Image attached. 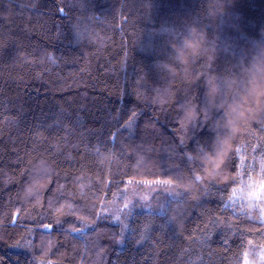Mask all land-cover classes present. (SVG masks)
Segmentation results:
<instances>
[{
    "label": "trees",
    "instance_id": "16d2710c",
    "mask_svg": "<svg viewBox=\"0 0 264 264\" xmlns=\"http://www.w3.org/2000/svg\"><path fill=\"white\" fill-rule=\"evenodd\" d=\"M0 264H264V0H0Z\"/></svg>",
    "mask_w": 264,
    "mask_h": 264
},
{
    "label": "snow or ice",
    "instance_id": "6c2138e0",
    "mask_svg": "<svg viewBox=\"0 0 264 264\" xmlns=\"http://www.w3.org/2000/svg\"><path fill=\"white\" fill-rule=\"evenodd\" d=\"M61 12H63V9H61ZM135 117H136V113L133 112L132 113V116L129 118V122L127 124L123 125L122 128L119 126V123H117V129H116V131L110 133V136H111L110 143L111 144H115V142L117 140V137L119 135H121L122 132L128 131V129L133 126V122L135 120ZM37 129H39V130H45L43 123H41L40 125H38L37 126ZM238 151H239V149H238ZM127 208H128V205H125V209H127ZM116 219L119 220L120 218L117 217ZM44 227L47 229V228L52 227V225L49 224V225H45ZM85 227H90V226L89 225H85ZM75 231L79 232V231H81V229L77 228V229H75Z\"/></svg>",
    "mask_w": 264,
    "mask_h": 264
},
{
    "label": "clouds",
    "instance_id": "9594fccd",
    "mask_svg": "<svg viewBox=\"0 0 264 264\" xmlns=\"http://www.w3.org/2000/svg\"><path fill=\"white\" fill-rule=\"evenodd\" d=\"M197 45H198L197 41H193V40L185 41V47L193 51V53H195V51L197 50Z\"/></svg>",
    "mask_w": 264,
    "mask_h": 264
}]
</instances>
